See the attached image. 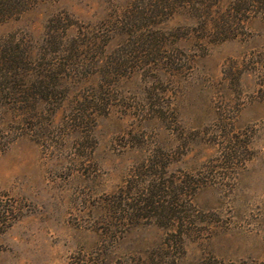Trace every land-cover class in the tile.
Returning a JSON list of instances; mask_svg holds the SVG:
<instances>
[{
	"label": "rangeland",
	"instance_id": "374dc122",
	"mask_svg": "<svg viewBox=\"0 0 264 264\" xmlns=\"http://www.w3.org/2000/svg\"><path fill=\"white\" fill-rule=\"evenodd\" d=\"M139 1L40 0L0 23V54L65 68L48 99L27 95L32 78L17 80L18 102L0 96V264H264V15L213 41L188 8L138 25ZM156 148L171 172L205 179L181 245L112 203ZM239 148L230 171L208 172Z\"/></svg>",
	"mask_w": 264,
	"mask_h": 264
},
{
	"label": "trees",
	"instance_id": "16d2710c",
	"mask_svg": "<svg viewBox=\"0 0 264 264\" xmlns=\"http://www.w3.org/2000/svg\"><path fill=\"white\" fill-rule=\"evenodd\" d=\"M39 1L0 0V23L20 15ZM220 1L140 0L139 8L132 15L138 25H146L144 27L151 29V26L159 20L169 18L173 12L188 8L202 23H205L202 28L209 31L213 41L239 37L243 33L241 30H244L245 25L253 16L264 15V0H233L226 7H222ZM130 19H132L131 16ZM145 22L147 24H144ZM138 25L133 28L138 29ZM55 38L54 34L50 35V39L46 41L48 48L58 45ZM73 42L75 45L78 38H74ZM145 57H151L148 51ZM260 57L261 61L258 62L263 67V82L260 84L264 90V53ZM59 69L64 70L65 68L45 61L38 62L32 57L30 51H20L15 47L9 50L4 49L0 54V96L18 102L17 95L23 93V90L20 88L22 84L17 80H31L32 78L26 89L27 95L34 93L42 99H48L54 90L61 86L63 76H60ZM102 72L104 77H109L113 73L105 68ZM92 98L94 97L87 96L80 101L79 114H85L84 111L92 107ZM240 150V148L226 150L220 157L221 166L213 164L208 172L215 173L213 169L218 167L230 171L244 154ZM171 162V155L164 149H154L151 156L139 164L120 190L113 194L112 203L116 213L120 214V220L127 225L155 223L169 230L168 240L170 242L181 245L183 237L194 230V221L198 215H201V212L193 206L192 201L197 190L205 184V179L203 173L185 172L178 175L171 172L169 170ZM9 213L8 209L0 210V233L6 230L8 220L4 218Z\"/></svg>",
	"mask_w": 264,
	"mask_h": 264
}]
</instances>
